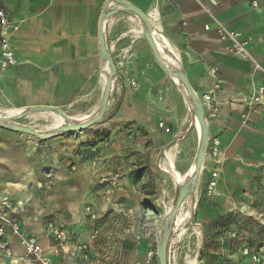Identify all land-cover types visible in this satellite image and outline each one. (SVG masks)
<instances>
[{"label": "crops", "instance_id": "1", "mask_svg": "<svg viewBox=\"0 0 264 264\" xmlns=\"http://www.w3.org/2000/svg\"><path fill=\"white\" fill-rule=\"evenodd\" d=\"M211 1L0 0V8L18 26L10 36L17 64L7 70L0 69V88L13 108L61 109L93 100L98 84L104 87L107 75L103 71L105 61L99 54V17L105 9L121 7L119 3L137 8L148 19L162 59L170 69L183 74L198 101L213 83L222 85L217 95L219 111L207 123L208 141L219 139L221 151L214 158L206 152L194 190L182 206L196 208L193 222L204 231L222 219L250 210L264 187L262 111L248 109L240 102L255 86L264 85V0ZM217 24L249 40L248 59L241 60L232 54L231 42L216 34ZM143 29V22L125 11L105 21L107 48L114 62L123 65L115 78L121 94L114 126L148 130L156 144L155 150L163 153L161 159L165 150L170 149L174 154L173 169L185 175L196 159L200 128L189 112L181 84L156 63ZM93 111L71 121H79L81 116ZM38 153L34 139L0 137V200L19 203L27 212L36 204L39 207L46 204L47 210L54 207L52 202H57L64 211L54 222L75 233L76 242H88L90 228L83 218L87 196L99 224L105 220L104 210L110 212L106 221L114 224L111 211L121 207L116 202L118 197H129L134 192L137 171L127 153L107 155L113 160L119 156L121 162L113 165L111 159L105 165L108 178L103 180L109 193L106 197L96 187L102 181L99 176L103 175L97 172L87 180L82 170L74 177L75 181L53 186L48 193L42 191ZM159 167L172 178L160 163ZM32 182L37 186L29 190ZM91 182L95 185L91 186ZM174 182L169 206L180 188ZM209 183L211 197L206 196ZM123 217L124 214L119 219L123 221ZM18 220L25 234L38 238L51 264H113L115 238L112 233L106 234L101 225H98L97 241L90 243L89 262H82L54 248L45 230L48 222L42 224L38 217L28 214ZM8 243L10 254L0 253V264H40L25 256L17 239L11 237ZM134 253L139 255L138 251Z\"/></svg>", "mask_w": 264, "mask_h": 264}, {"label": "rangeland", "instance_id": "2", "mask_svg": "<svg viewBox=\"0 0 264 264\" xmlns=\"http://www.w3.org/2000/svg\"><path fill=\"white\" fill-rule=\"evenodd\" d=\"M119 87V81L114 80L109 105L103 118L80 133H53L46 128L53 122L52 113H30L15 120V123L40 132L44 138L15 132L7 124H0V137L18 136L34 139V146L39 149L36 158L39 160L37 170L41 177V190L47 193L53 189V186L75 181L74 177H77L82 170L86 173L87 180L97 172L103 175L99 176L102 181L98 182L96 187L100 195L106 197L109 193L106 190V181L103 180L108 178L105 177L108 169L105 165L112 159L107 155L112 152L127 153L133 169L137 171L134 178V192L130 193L129 197H118L116 202L121 207L119 210L111 211L115 217L114 224L106 221L110 212L104 210L105 220L100 224L97 221V225H101L106 234L114 235L116 247L113 264H158L156 249L162 237L160 220H164L168 209H171L175 202L174 200L172 204L170 203V206L167 204L171 196L173 179L160 170L159 163L163 153L155 150L156 144L148 130L136 126L130 128L114 126L113 121L120 110ZM103 88L102 83L98 84L97 95L92 98L93 100L82 104L76 103L60 110L65 112L69 119L89 113L93 109L97 112L101 105ZM4 94L5 92L0 88V107L13 108ZM138 148H140L139 152H137ZM155 153L156 156H153ZM120 162L118 156L113 160V165ZM92 185L95 184L91 182ZM36 186V183L32 182L29 190L35 189ZM176 186L181 187L177 184ZM86 199L83 204L85 221L88 220L86 209L94 207L89 202L88 196ZM2 200L9 203L10 209L18 219L28 214L31 217H38L42 224L56 221L64 211L58 208L57 202H52L51 205L54 207L47 209L48 211L45 209L46 204H41L40 207L36 204L27 212V209L19 203L9 202L3 198L0 201ZM195 210L196 208L192 207L190 219L184 227V234L179 236L180 232L174 229L175 232L171 235V242H175L178 248L177 264H190V261H195L197 264H240L241 262L251 264L248 257L243 256V251L246 249L248 253L259 258V264H264V187L253 201L250 210L244 209L225 218L226 220L222 219L210 225L205 231L191 222ZM123 214L124 220L121 221L119 216ZM137 251L138 256L134 253ZM150 251L155 253L153 258L147 256Z\"/></svg>", "mask_w": 264, "mask_h": 264}, {"label": "built area", "instance_id": "3", "mask_svg": "<svg viewBox=\"0 0 264 264\" xmlns=\"http://www.w3.org/2000/svg\"><path fill=\"white\" fill-rule=\"evenodd\" d=\"M211 3H213L210 0ZM256 6V4H253ZM208 30V27H205ZM18 30V26L11 20L9 15L3 8H0V69L7 70L14 67L17 64L16 58L11 48L10 36L12 33ZM216 34L223 40L231 42L232 54L241 59L246 60L250 57V42L248 39L241 38L238 34L229 32L225 27L220 24L216 26ZM117 70L122 68V63H115ZM258 68V66H256ZM213 73L214 71L211 70ZM135 86V84H133ZM222 91V85L220 83H213L211 88L202 95L199 101L206 123L216 118L219 111V103L217 101V95ZM189 102V101H188ZM248 109L260 108L262 111V128L264 130V85H257L253 88L252 93L247 98H242L240 101ZM188 109L193 119L196 121L194 108L191 102H189ZM207 155L211 158L217 156L221 151V144L219 139L211 138L208 141ZM206 196H212V184L209 183L206 189ZM86 223H88L90 231L88 233V242H76L74 241L75 233H70L64 227L57 222H50L46 226V233L49 239L52 241L55 249L69 258L78 257L82 261L89 259L90 243L97 241L99 236V227L97 225L98 216L91 209H86ZM175 231H173L174 233ZM17 239L18 245L23 249L25 256L40 264H51L43 254V249L40 245L38 238L34 235L25 234L22 226L10 209L9 203L6 200L0 201V253L4 255L10 254L9 238ZM177 251L175 242L169 241L167 249V262L168 264H177ZM149 258H153L155 253L152 251L147 253ZM243 256L248 257L251 264H259V258L248 253V250L243 251ZM224 264V263H219ZM244 264V263H240Z\"/></svg>", "mask_w": 264, "mask_h": 264}, {"label": "water", "instance_id": "4", "mask_svg": "<svg viewBox=\"0 0 264 264\" xmlns=\"http://www.w3.org/2000/svg\"><path fill=\"white\" fill-rule=\"evenodd\" d=\"M119 5L121 7L117 9H113L111 11H107V9H105L103 13L100 15L99 21H98L99 54H100L101 60H105L108 63L110 67V71L107 75L105 85L103 88V101L96 115L92 117L89 121L73 122L69 119V117L65 114V112L61 111L60 109L56 107L32 106V107H28L27 109H24L18 115L0 118V124H7L8 127L15 132L26 133L36 138H44V136L40 132L33 130L29 127L18 125L17 123H15V120L25 117L26 115L30 113H57L58 115L62 116L65 119V125L57 130V132L59 133H62V132L80 133L81 131L99 122L103 118L107 110V107L109 105V97L113 89V81L115 80L116 74H117V68H116L115 62L113 58L111 57V54L107 48L105 38H104L105 21L109 17H112L123 11L134 14L144 24V29H143L142 34L153 53L156 63L167 73V75H169L171 78L177 79V81L181 84L182 89L186 97L188 98V101L191 102V104L193 105L196 122L201 132L199 148H198L196 159L193 165V173L192 175H190V177H188V179L179 188L177 197L175 199V202L169 214L165 215L164 220L162 221L159 227L162 232V237L156 249V256H157L158 264H168L167 249H168L171 235L175 228V222H176L177 216L183 206V202L194 190V187L197 182V178L199 176V173L202 167L204 157L207 152L208 125L204 119V113H203L202 107L198 99L195 97L193 91L191 90V87L188 81L186 80V78L180 72H175L172 69H170L168 65L165 63V61L162 59L159 53V49L157 48V45L153 39L152 27L148 19L143 15V13H141V11H139L137 8L129 4L119 3ZM191 222L194 223L193 216L191 217Z\"/></svg>", "mask_w": 264, "mask_h": 264}, {"label": "bare ground", "instance_id": "5", "mask_svg": "<svg viewBox=\"0 0 264 264\" xmlns=\"http://www.w3.org/2000/svg\"><path fill=\"white\" fill-rule=\"evenodd\" d=\"M102 61H105V60H102ZM103 71H104L105 75L106 74L108 75V73L110 71V67H109V65H108V63L106 61L104 62ZM107 75H106V78H107ZM173 79H174V81L177 82V79H175V78H173ZM105 81H106V79H105ZM102 101H103V97H102L101 103H102ZM24 109L25 108H5V107H0V118L11 117V116L18 115ZM97 112H98V110H97ZM97 112L93 111L90 114L81 116L79 118L78 122L89 121L92 117H94L96 115ZM52 116H53V122H52L51 125L47 126L46 128H47V130H49V131H51L53 133H56L59 128H61V127H63L65 125V119L62 116L58 115L57 113H52ZM73 122H75V121H73ZM173 155L174 154H173V152L170 149L165 150L164 159H161L160 166H161L163 171L169 173L172 176L173 180L176 183H178L179 185H181V184L183 185V183L187 180V178L190 177V175H192V173H193V165H191L190 169L187 171V173L185 175H181V174H179L177 171H175L173 169V165H172ZM191 209H192V207L189 206V205L187 206V208L182 207L180 212H179V214H178V216H177L174 229L176 231L180 232L179 236H182L184 234V232H185L184 227H185L186 223L190 219ZM170 210L171 209L169 208L166 215L169 214ZM190 264H197V262L190 261Z\"/></svg>", "mask_w": 264, "mask_h": 264}]
</instances>
